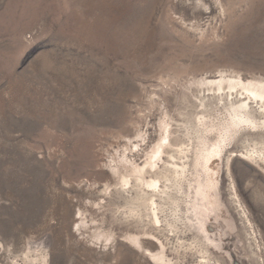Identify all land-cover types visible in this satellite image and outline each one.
Wrapping results in <instances>:
<instances>
[{
  "label": "rangeland",
  "instance_id": "1",
  "mask_svg": "<svg viewBox=\"0 0 264 264\" xmlns=\"http://www.w3.org/2000/svg\"><path fill=\"white\" fill-rule=\"evenodd\" d=\"M221 78L264 85V0H0V264H264Z\"/></svg>",
  "mask_w": 264,
  "mask_h": 264
},
{
  "label": "bare ground",
  "instance_id": "2",
  "mask_svg": "<svg viewBox=\"0 0 264 264\" xmlns=\"http://www.w3.org/2000/svg\"><path fill=\"white\" fill-rule=\"evenodd\" d=\"M128 32L132 33V35L135 36L143 32V29H141V26H136L134 28L131 27V29L129 28ZM209 85L211 86L216 85L217 90L219 92H224L225 89L223 87L226 86L227 89H229L230 96L236 95L235 99H239L237 104L233 107L234 123L236 124L235 126L246 124L251 128H256V129L264 126V121L259 122L257 119L258 116L259 117L264 116V85L244 83L243 81H235L234 79L227 80L222 78L218 82H210ZM154 182L148 181V183L145 184L147 185L148 188H152V187H156V183ZM133 240L136 243V245H138V247L144 249L139 239H133ZM153 258L158 263H164L163 258L159 257V255L158 256L154 255Z\"/></svg>",
  "mask_w": 264,
  "mask_h": 264
}]
</instances>
